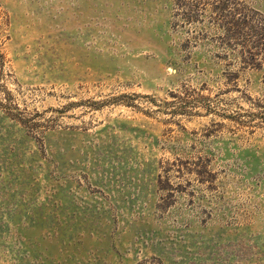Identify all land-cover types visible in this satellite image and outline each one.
Instances as JSON below:
<instances>
[{"label": "rangeland", "instance_id": "rangeland-1", "mask_svg": "<svg viewBox=\"0 0 264 264\" xmlns=\"http://www.w3.org/2000/svg\"><path fill=\"white\" fill-rule=\"evenodd\" d=\"M0 264H264V0H0Z\"/></svg>", "mask_w": 264, "mask_h": 264}]
</instances>
